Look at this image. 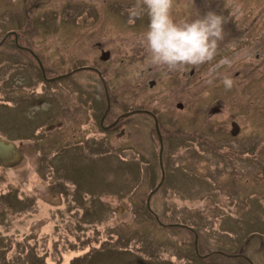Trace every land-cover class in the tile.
I'll return each instance as SVG.
<instances>
[{
    "label": "rangeland",
    "instance_id": "rangeland-1",
    "mask_svg": "<svg viewBox=\"0 0 264 264\" xmlns=\"http://www.w3.org/2000/svg\"><path fill=\"white\" fill-rule=\"evenodd\" d=\"M136 3L0 0V134L22 148L0 164V264H264V0H175L178 23L209 11L227 22L212 61L174 71L147 65L149 18L130 19ZM13 28L45 78L3 41ZM19 95L28 100L13 106ZM108 103L105 124L133 109L158 115L162 183L153 117L126 113L106 130ZM10 110H25L28 128L14 132ZM197 238L201 254L233 258L202 261Z\"/></svg>",
    "mask_w": 264,
    "mask_h": 264
},
{
    "label": "clouds",
    "instance_id": "clouds-1",
    "mask_svg": "<svg viewBox=\"0 0 264 264\" xmlns=\"http://www.w3.org/2000/svg\"><path fill=\"white\" fill-rule=\"evenodd\" d=\"M175 0H137L130 8V19L149 18L145 32L146 47L149 53L147 65L166 66L169 71L191 65L198 66L212 61L217 55L219 42L225 38L223 15L213 11L193 20L176 22L172 15ZM224 63H230L225 60ZM226 90H231L234 81L223 80Z\"/></svg>",
    "mask_w": 264,
    "mask_h": 264
},
{
    "label": "flooded vegetation",
    "instance_id": "flooded-vegetation-1",
    "mask_svg": "<svg viewBox=\"0 0 264 264\" xmlns=\"http://www.w3.org/2000/svg\"><path fill=\"white\" fill-rule=\"evenodd\" d=\"M72 3L73 2H71V3L68 2V3H66L65 6L67 8H69V6H71ZM27 11L29 13L30 10L27 8ZM7 34H8L7 35V38L3 39V41H7L8 40L9 43H12V44H14L16 46V49L18 51H20L22 53H26L29 57H31V59L33 60L34 64H36V66L38 67L39 72L45 78L44 65L42 64V61H41V58L39 57V55L36 54V53H34V50L31 49L29 46L26 45V43L23 42V37L22 36L19 37V33H17V31H15L14 28L11 29V30H9ZM98 43H100V42H98ZM99 50H100L99 59L101 61H104L105 62V60H107L109 58V56H110V51L109 50H103V49H99ZM105 51H108L109 55H108V57L106 59L103 60V59H101V57H102V55H103V53ZM140 56H143V54L140 55ZM12 67H15V66H12ZM82 67H84V66H82ZM85 67H88L87 68L88 70L90 69L91 72H96V73L99 74V76H101V73L95 67H93V66H90V67L89 66H85ZM12 69H14V68H12ZM27 75H28V73H26V76ZM155 83H156L155 79H153V78L150 79V81H149L150 86L155 85ZM101 84H103V88H104V92H105L104 95L106 96V99H107V95H106L107 85L103 81H101ZM107 93H108V91H107ZM16 96L13 97V98L16 99V101L12 104L13 106H16L17 104H24L28 100L27 96H25V95H19L18 97H16ZM40 102L41 101H40V98H39V99H36L33 102V104L38 105ZM106 105H107L106 108H108V107L110 108L111 107L110 106V103H108ZM177 107L180 108V109H182L183 108V104L182 103H177ZM109 108L105 110V112L102 114V116H101L102 118L100 120V125L102 126V128H104L106 130L109 129V128L110 129L117 130V127L116 126L121 121V119L125 117V116H120V115H124L126 113L129 114V116H128L129 118L127 117L128 118V121L132 120V117L137 116V115H141V114L142 115H145V116H151V117H153V119H154V123H153L154 132H155L156 138L158 140V145H159V149H160L159 155H158V162L160 164V171L162 172V175L161 176H163V178H162V182H163V180L165 178L166 171L164 170V165H163L164 160H162L163 159L162 156L164 155L163 152H164L165 142H166V139L167 138L166 137H163V135H162L161 120L158 117V115H156V113L154 111L147 110L146 108L133 109V110H130L129 112H126L124 114L118 115L117 118L114 121L105 124L104 122H105V118L107 116V112H108ZM10 111L12 113L13 123L15 124V125H13L14 132H16L18 134V132L20 130H24L25 128H28L27 126H29V123H31V122H30L29 119H26V118L23 120V117L25 115V110H17V111L10 110ZM40 118H42V117H40ZM35 124H38V123H35ZM35 124H33V125H35ZM43 126L45 127V129H48V130H50L52 127H54L53 123H51V124H48L47 123V124H44ZM235 127H237V130L235 132H233V130H234ZM119 128H120V130H119L120 131V134H124L126 132L125 126L124 127H119ZM34 129H35V126H33L29 130V132L31 131L30 134L33 133V130ZM239 130H240V124L238 122H236L235 120H231V122H230V130L228 132L230 134V136H233V135L234 136H237V135H239ZM169 131H174V130L169 129ZM152 132H153V129H152ZM0 137L1 138H4L6 140L9 139V140H11V141L14 142V140H12V139H10L8 137H5L4 135H1L0 134ZM143 141L145 142L146 141V138H143ZM14 144H16V143L14 142ZM16 147H17V150H19V153H21L22 152L21 146H19V144L18 145L16 144ZM9 168H12V167H9ZM2 198L5 199V200H7L9 202V205L11 207H15L14 201L11 200V199H8V196L2 197ZM26 202H27L26 199H23V200H19L18 199V202H17L18 205L17 206H24L26 204ZM146 205H147V207L150 206L147 203H146ZM150 208H151V206H150ZM148 210H149V208H148ZM155 218H156L157 222H159L160 224L162 223L157 216H155ZM164 226H167V225H164ZM191 231L194 234L193 230L190 229V232ZM198 241L199 240L197 238L196 244L195 243L193 244L194 252H195L196 256L199 259H201L202 261H204V262L207 261L206 258H208V257H210V256H212L214 254H217V255H220V254H224L225 255L226 254L223 251L221 252V251H218V250H215L213 253H208L209 255L206 254V253L205 254H201L200 253L201 248H199ZM226 256L229 257V258H233V257L230 256V254H226ZM242 257L245 258V260L247 262H249V264H254L253 263V260L250 257H247L245 255H242Z\"/></svg>",
    "mask_w": 264,
    "mask_h": 264
},
{
    "label": "water",
    "instance_id": "water-1",
    "mask_svg": "<svg viewBox=\"0 0 264 264\" xmlns=\"http://www.w3.org/2000/svg\"><path fill=\"white\" fill-rule=\"evenodd\" d=\"M108 51H105L101 59H106L108 57ZM181 106V105H180ZM109 108V107H108ZM107 108V109H108ZM237 130V127L234 128L233 132ZM21 155H19V150H17L16 144L9 139H4L0 137V163L2 166L8 167L9 165L15 164ZM162 183V180H161ZM159 183V185H161ZM150 196H148L147 204H149ZM151 210L150 206L148 207ZM158 217V216H157Z\"/></svg>",
    "mask_w": 264,
    "mask_h": 264
},
{
    "label": "trees",
    "instance_id": "trees-1",
    "mask_svg": "<svg viewBox=\"0 0 264 264\" xmlns=\"http://www.w3.org/2000/svg\"><path fill=\"white\" fill-rule=\"evenodd\" d=\"M7 33H8V32H7ZM7 33L3 36V39L7 38V35H8Z\"/></svg>",
    "mask_w": 264,
    "mask_h": 264
}]
</instances>
